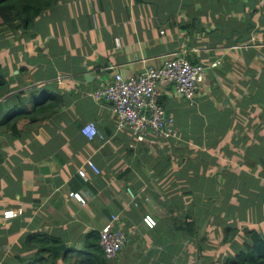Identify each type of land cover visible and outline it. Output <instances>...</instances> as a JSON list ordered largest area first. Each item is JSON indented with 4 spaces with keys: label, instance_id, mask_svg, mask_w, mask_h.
Here are the masks:
<instances>
[{
    "label": "crops",
    "instance_id": "0c3cea01",
    "mask_svg": "<svg viewBox=\"0 0 264 264\" xmlns=\"http://www.w3.org/2000/svg\"><path fill=\"white\" fill-rule=\"evenodd\" d=\"M263 38L264 0H58L32 27L0 31V264L38 259L30 233L83 251L86 233L116 213L128 242L115 260L95 264H214L216 233L224 244L242 226L264 236L262 192L246 190L257 201L241 203L225 185V172L237 170L255 172L238 173L245 187L264 186ZM182 49L209 66L195 102L161 84L177 136L140 141L93 92ZM28 110L38 118L14 135L8 120ZM88 122L103 137L86 136ZM6 209L21 212L7 218ZM231 249L220 263L245 251Z\"/></svg>",
    "mask_w": 264,
    "mask_h": 264
},
{
    "label": "built area",
    "instance_id": "2783aa9c",
    "mask_svg": "<svg viewBox=\"0 0 264 264\" xmlns=\"http://www.w3.org/2000/svg\"><path fill=\"white\" fill-rule=\"evenodd\" d=\"M116 42L120 45L119 40ZM258 45L264 46V38ZM208 70L209 66L191 60L187 49L176 50L169 53L168 59L161 66L151 65L139 74L131 76L116 73L114 80L94 90L93 96L96 100H106L112 104L119 128L130 129L140 141L155 143L161 138L177 136L175 117L166 110L160 100V85L172 83L180 95L194 104L198 87ZM64 79L63 75L56 77L59 83H64ZM82 131L91 139L96 136L103 137L95 122H88ZM86 165L100 173V168L93 159H87ZM78 173L89 179L84 167L80 168ZM129 191L137 201V196L130 189ZM71 195L85 202L79 193L71 192ZM20 212L21 209H6L4 214L5 217L12 218ZM119 219L120 214H113L100 229V244L108 260L116 259L128 242L125 231L117 223ZM143 221L151 229L158 225V219L152 213H146Z\"/></svg>",
    "mask_w": 264,
    "mask_h": 264
},
{
    "label": "trees",
    "instance_id": "16d2710c",
    "mask_svg": "<svg viewBox=\"0 0 264 264\" xmlns=\"http://www.w3.org/2000/svg\"><path fill=\"white\" fill-rule=\"evenodd\" d=\"M58 3V0H0V31L9 28L21 27L24 30L33 26L42 14ZM0 83L5 79L0 77ZM3 86H0V88ZM33 111H20L12 113L8 120L14 135H20L23 129L38 117L32 115ZM233 232L236 229H232ZM246 234L251 240L245 244L247 251L230 257L225 264H264V236L256 229H251ZM228 239V238H227ZM27 243L38 248V259L31 264H59V259L64 263L95 264V261L107 262L100 245V231L93 229L86 233L83 251L68 249L63 239L53 236L48 232L30 233L26 237ZM80 258L79 260L74 259Z\"/></svg>",
    "mask_w": 264,
    "mask_h": 264
},
{
    "label": "rangeland",
    "instance_id": "374dc122",
    "mask_svg": "<svg viewBox=\"0 0 264 264\" xmlns=\"http://www.w3.org/2000/svg\"><path fill=\"white\" fill-rule=\"evenodd\" d=\"M239 172L240 171H237V170H230L229 172H225V177L228 178V181H227V183L225 185L229 186V187L232 186V187L235 188V191H236L235 198H236V200L238 202H241V203L242 202H247V201H254V200L257 201V197H256L255 193L247 192V191H249L251 189H257L260 193L262 192V197H263L262 199L264 200V186L255 187L254 186L255 184L253 183L252 185L250 184L249 187H245L243 185L244 181L239 179V178H237V175H238ZM254 173L255 172H242L241 171L239 174L240 175H249V174L250 175H254ZM250 180H252L253 182L254 181L260 182L258 178H254L253 176H250V178L248 179V182H252ZM223 189H225V186H223ZM260 215L263 216L264 214L262 215L260 213ZM252 218H257V212H256V214H254L252 216ZM219 219H220V217L216 218V221H218ZM223 227H224V224H223L222 228ZM218 230H220V228ZM250 230L251 229L249 228L247 230V232L249 233ZM202 232H203V230H202ZM243 232H244L245 235H242ZM224 237H225V233L224 232L221 235H219V236L216 233V236L214 237L215 243L218 245L217 247L219 249V251L216 250L214 264H222L218 260V254H219L220 251H221L220 253L223 254V257H227L230 254V252L232 251L231 248H233L235 252H241L240 251L241 249H244L245 251H247V248H246L245 244H243L244 240H242V238L245 239V240L246 239H250L251 240V238H249V236H247V234H246L245 226L240 227L238 229V231L236 232V234L233 235L231 241H233L234 238H236V240L233 241L232 243L224 244L223 243V238ZM221 240H222V242H221ZM221 244H224V245L221 247L220 246Z\"/></svg>",
    "mask_w": 264,
    "mask_h": 264
},
{
    "label": "clouds",
    "instance_id": "9594fccd",
    "mask_svg": "<svg viewBox=\"0 0 264 264\" xmlns=\"http://www.w3.org/2000/svg\"><path fill=\"white\" fill-rule=\"evenodd\" d=\"M173 138H174V137H173ZM110 219H111V218H110ZM103 226H104V225H103ZM101 228H102V227H101ZM101 228H100V229H101ZM100 229H99V231H100ZM100 245H101V244H100ZM122 250H123V249H122ZM120 253H121V252H120ZM120 253H119V254H120ZM114 260H115V259H114Z\"/></svg>",
    "mask_w": 264,
    "mask_h": 264
}]
</instances>
